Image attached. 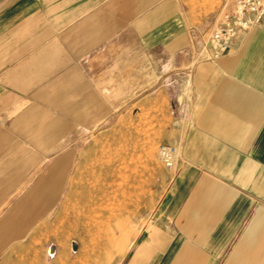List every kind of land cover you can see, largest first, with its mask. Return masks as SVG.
Returning <instances> with one entry per match:
<instances>
[{
	"label": "crops",
	"instance_id": "crops-1",
	"mask_svg": "<svg viewBox=\"0 0 264 264\" xmlns=\"http://www.w3.org/2000/svg\"><path fill=\"white\" fill-rule=\"evenodd\" d=\"M221 2L0 0V134L37 111L76 150L169 102L181 161L123 264H264V22L187 72Z\"/></svg>",
	"mask_w": 264,
	"mask_h": 264
},
{
	"label": "rangeland",
	"instance_id": "rangeland-1",
	"mask_svg": "<svg viewBox=\"0 0 264 264\" xmlns=\"http://www.w3.org/2000/svg\"><path fill=\"white\" fill-rule=\"evenodd\" d=\"M28 120L0 134V264H123L173 181L169 102L141 100L76 150L52 115Z\"/></svg>",
	"mask_w": 264,
	"mask_h": 264
},
{
	"label": "built area",
	"instance_id": "built-area-1",
	"mask_svg": "<svg viewBox=\"0 0 264 264\" xmlns=\"http://www.w3.org/2000/svg\"><path fill=\"white\" fill-rule=\"evenodd\" d=\"M263 22L264 0H223L208 40L198 46L193 65L220 60L230 52L238 38ZM158 156L164 167L174 174V180L181 161V146L160 145Z\"/></svg>",
	"mask_w": 264,
	"mask_h": 264
},
{
	"label": "bare ground",
	"instance_id": "bare-ground-1",
	"mask_svg": "<svg viewBox=\"0 0 264 264\" xmlns=\"http://www.w3.org/2000/svg\"><path fill=\"white\" fill-rule=\"evenodd\" d=\"M103 190V189H102ZM102 196V195H101Z\"/></svg>",
	"mask_w": 264,
	"mask_h": 264
}]
</instances>
